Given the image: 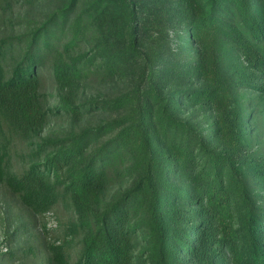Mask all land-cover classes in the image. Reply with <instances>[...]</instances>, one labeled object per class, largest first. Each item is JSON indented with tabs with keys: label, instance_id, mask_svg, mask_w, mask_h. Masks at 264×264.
<instances>
[{
	"label": "trees",
	"instance_id": "1",
	"mask_svg": "<svg viewBox=\"0 0 264 264\" xmlns=\"http://www.w3.org/2000/svg\"><path fill=\"white\" fill-rule=\"evenodd\" d=\"M37 1H0V176L73 218L0 264H264V0Z\"/></svg>",
	"mask_w": 264,
	"mask_h": 264
},
{
	"label": "rangeland",
	"instance_id": "2",
	"mask_svg": "<svg viewBox=\"0 0 264 264\" xmlns=\"http://www.w3.org/2000/svg\"><path fill=\"white\" fill-rule=\"evenodd\" d=\"M1 1V0H0ZM54 0H38L35 7L26 12L20 13L18 19H28L30 22H40L47 14L54 10ZM25 13V14H24ZM2 20H17V17H1ZM25 25L24 23H20ZM0 23V39L7 36L21 34V30L15 27L14 30ZM65 125L64 121L53 122L50 129L56 130ZM5 129V127H3ZM1 136L11 145L12 153L21 156L25 154L26 144L14 138L10 132L3 130ZM15 159L7 168L0 165V170L5 174H18L21 169L20 157L14 156ZM3 164V163H2ZM73 212L68 202L59 201L57 207L44 216L34 217L21 204L19 199L12 195L4 186L2 176H0V254H8L11 250L19 248L33 249L40 252L44 258L47 248L59 247L63 242L65 228L72 221ZM77 246L71 248L72 258L77 250ZM20 253L6 264H37L39 260L25 256L19 259ZM29 258L28 262L25 261Z\"/></svg>",
	"mask_w": 264,
	"mask_h": 264
}]
</instances>
